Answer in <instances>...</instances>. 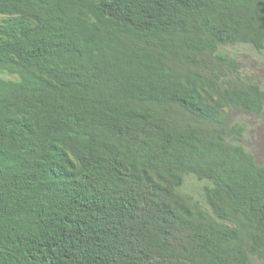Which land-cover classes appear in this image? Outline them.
<instances>
[{
  "label": "trees",
  "instance_id": "16d2710c",
  "mask_svg": "<svg viewBox=\"0 0 264 264\" xmlns=\"http://www.w3.org/2000/svg\"><path fill=\"white\" fill-rule=\"evenodd\" d=\"M240 44L264 0H0V264H264Z\"/></svg>",
  "mask_w": 264,
  "mask_h": 264
},
{
  "label": "rangeland",
  "instance_id": "374dc122",
  "mask_svg": "<svg viewBox=\"0 0 264 264\" xmlns=\"http://www.w3.org/2000/svg\"><path fill=\"white\" fill-rule=\"evenodd\" d=\"M220 52L231 59H235L240 73L260 83L264 89V52L260 54L252 46L242 44L222 47ZM232 118L234 122L246 125L247 129L242 144L252 153L259 165H264V114L255 117L233 112ZM203 185L193 178H187L182 192L203 202ZM253 264H262V262L253 259Z\"/></svg>",
  "mask_w": 264,
  "mask_h": 264
}]
</instances>
